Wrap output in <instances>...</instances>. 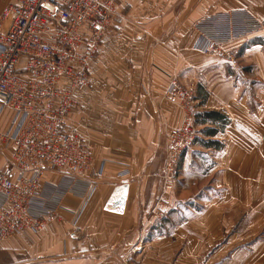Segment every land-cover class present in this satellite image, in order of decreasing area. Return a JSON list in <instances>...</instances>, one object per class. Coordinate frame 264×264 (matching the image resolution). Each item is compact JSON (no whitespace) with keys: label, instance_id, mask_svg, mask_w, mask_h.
<instances>
[{"label":"crops","instance_id":"0c3cea01","mask_svg":"<svg viewBox=\"0 0 264 264\" xmlns=\"http://www.w3.org/2000/svg\"><path fill=\"white\" fill-rule=\"evenodd\" d=\"M12 1L0 0V16ZM234 8L264 20V0H116L91 87L68 119L92 147L86 177L104 167L96 190L74 227L87 183L64 195L70 182L48 174L44 194L54 207L63 197L62 207L45 233L4 242L0 264H264V33L227 46L240 52L236 68L192 51L194 23ZM173 79L196 92L198 130L174 175L168 135L190 115L163 99ZM208 112L226 124L206 121ZM0 168L15 176L11 151L0 153Z\"/></svg>","mask_w":264,"mask_h":264},{"label":"built area","instance_id":"2783aa9c","mask_svg":"<svg viewBox=\"0 0 264 264\" xmlns=\"http://www.w3.org/2000/svg\"><path fill=\"white\" fill-rule=\"evenodd\" d=\"M115 14L116 0H13L0 16V153L12 152L15 171L13 177L0 168V247L18 234L47 231L64 203L61 197L57 207L50 205L44 194L48 174L70 182L64 195L87 183L74 227L96 190L104 167L97 177H86L92 147L68 119L79 96L91 87V63ZM253 30L264 31V20L248 10L220 12L200 23L195 49L233 61L225 45ZM164 98L188 111L192 93L174 80ZM195 140L188 118L170 132L168 174L175 173ZM118 177L125 182L130 171ZM166 213L159 206L154 209L159 221Z\"/></svg>","mask_w":264,"mask_h":264},{"label":"rangeland","instance_id":"374dc122","mask_svg":"<svg viewBox=\"0 0 264 264\" xmlns=\"http://www.w3.org/2000/svg\"><path fill=\"white\" fill-rule=\"evenodd\" d=\"M240 9H243V10H248V9H246V8H234V9H230V10H223V11H217V12H214V13H212V14H210V15H207V16H204V17H202L201 19H199L198 21H196L195 23H194V25H193V29H194V31H195V33L197 32V29H199V25H200V23L205 19V18H207V17H209V16H212V15H214V14H217V13H220V12H232V11H235V10H240ZM249 11V10H248ZM250 12V11H249ZM253 17L254 18H256V19H258L255 15H253ZM114 19V18H113ZM113 19H112V21H113ZM260 20V19H259ZM112 23V22H111ZM111 26V25H110ZM110 28V27H109ZM108 31V30H107ZM262 33H264V31H260V30H253V31H251V33H248V34H243L244 35V37H242V38H239V39H237L236 41H234V42H232V43H229V44H227V45H225V47H224V49L226 50V51H228L230 54H231V56H232V58H233V61L232 60H230L228 57H226V56H214V55H204V54H202V53H200L199 51H197L196 49H195V46H196V43H197V41H198V39H199V33L197 32L196 34H198V37H197V41L195 42V44L193 45V47H192V51L193 52H196V53H198V54H200V55H202L203 56V60H204V62H206V61H211L213 58H224V59H226V60H228V62L231 64V67H233V68H236L237 67V65H238V62H239V50L238 51H236V50H231V49H227V46H229V45H231V44H235V43H239V42H241V41H244V40H247V41H250L251 39H254L255 37H258L259 35H262ZM241 36V35H240ZM174 80H176L179 84H180V86L181 87H185V88H187L191 93H192V101H191V103H190V107H191V104H192V102H193V99H194V95L196 94V92H194L191 88H189V87H187V86H185L184 84L182 85L177 79H173L172 81H174ZM171 81V82H172ZM165 94V93H164ZM163 99H165L164 98V95H163ZM166 100V99H165ZM172 103V102H171ZM176 105V104H175ZM190 107H189V110L187 111V113H188V115H190V116H187V118H188V120H189V123H190V125H191V128H192V130L194 131V133H195V136H196V139H197V132H198V130H196V122H197V120H195L194 122H191V119H190V117H192V115H191V109H190ZM195 142H196V140H195ZM195 142H194V144H195ZM194 144L192 145V147L194 146ZM196 145V144H195ZM191 148V147H190ZM189 150V149H188ZM187 150V151H188ZM185 153V152H184ZM184 153H183V155H184ZM183 155H182V157H183ZM182 157H181V159H182ZM181 159L179 160V162H178V165H177V167L179 166V163H180V161H181ZM166 165V164H165ZM165 169H166V166H165ZM177 169V168H176ZM174 175V174H173ZM172 178H175V177H172ZM262 232H261V234L262 235H264V229L263 230H261ZM128 263H130V262H128ZM134 264H136V262H134Z\"/></svg>","mask_w":264,"mask_h":264},{"label":"trees","instance_id":"16d2710c","mask_svg":"<svg viewBox=\"0 0 264 264\" xmlns=\"http://www.w3.org/2000/svg\"><path fill=\"white\" fill-rule=\"evenodd\" d=\"M203 118L206 121L209 119V120H211L213 122H216V121L218 122L219 121L221 124H226V121L224 122V118H222V116L219 113H216V112L205 113ZM207 132L210 135H215L216 134V130H214V129L208 130ZM205 145L207 147H211V146H215L216 148L219 147V144L214 142V141H209L208 143H205Z\"/></svg>","mask_w":264,"mask_h":264}]
</instances>
